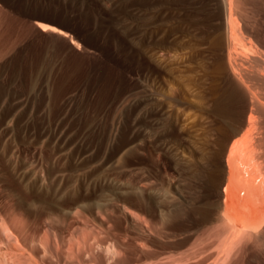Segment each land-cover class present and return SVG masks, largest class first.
Here are the masks:
<instances>
[{
  "label": "rangeland",
  "instance_id": "374dc122",
  "mask_svg": "<svg viewBox=\"0 0 264 264\" xmlns=\"http://www.w3.org/2000/svg\"><path fill=\"white\" fill-rule=\"evenodd\" d=\"M247 204L261 232L264 0H0V264H264Z\"/></svg>",
  "mask_w": 264,
  "mask_h": 264
},
{
  "label": "bare ground",
  "instance_id": "6f19581e",
  "mask_svg": "<svg viewBox=\"0 0 264 264\" xmlns=\"http://www.w3.org/2000/svg\"><path fill=\"white\" fill-rule=\"evenodd\" d=\"M227 4H229V6H228V8H229V12H230V3H227ZM230 15V14H229ZM232 17H230L229 16V18L228 19H231ZM231 21V23H232V19L230 20ZM230 21H229V24H230ZM38 25H39V27H41L43 30H47V29H52V30H55V31H59L57 28H55V27H52V26H49V25H47V24H44V23H38ZM43 26V27H42ZM183 28V27H182ZM60 33H62V34H65L66 35V33L64 32V31H62V30H60L59 31ZM182 34H185V33H182ZM186 35V34H185ZM232 35V34H231ZM184 43V42H183ZM186 43V42H185ZM187 44V43H186ZM181 45H182V43H181ZM162 58V57H161ZM218 68H220V69H222L220 66L219 67H217V69ZM224 70V69H223ZM224 75V74H223ZM236 88V87H235ZM236 90V89H235ZM225 91V92H222V94H220L221 96L216 100V102H217V104L215 105L216 107H215V109L214 110H216V111H219V112H222V111H228V110H230V111H233V109L232 108H230V106H229V101H231L230 100V97H232V96H234L233 94L236 92V91ZM210 91V90H209ZM236 96H237V93H236ZM232 99H236V97L235 98H233L232 97ZM251 116L252 115H250L249 116V121H251L252 119H251ZM206 117V116H205ZM253 122V121H252ZM250 124H252V123H250ZM254 124V123H253ZM255 127V126H254ZM195 128V127H194ZM251 128V127H250ZM244 135V134H243ZM199 145V144H198ZM195 146V145H194ZM236 146V144H235V141H233L231 144H230V147H229V152H228V155H227V157H226V160H225V163H226V166H227V169L229 170V173H230V176H229V179H228V181H227V183H226V185H225V188L222 190L223 191V193H222V196H223V200L226 202L225 204H227V210H228V208L230 207V202H231V200L234 202V199H236L237 197H238V192H237V185L235 184V182H234V178L232 179V176L234 175V169L232 170V159H231V155H232V150H233V148ZM237 146H238V144H237ZM236 146V147H237ZM182 147V146H181ZM186 148L189 150V151H187L185 148H181L182 149V151L181 152H178L179 154V156L177 157V160H178V163L182 166V167H184L185 169H186V171L188 170L189 171V173L191 174H195L194 172L196 171V161H200L202 158L204 159L205 157H203V153L201 152V151H198V153H197V151H195L194 149H192V148H190V146L188 147V146H186ZM197 149H199V148H197ZM196 149V150H197ZM235 149H237V148H234V150ZM200 150H202V149H200ZM235 152V151H234ZM234 154H236V153H234ZM233 154V155H234ZM241 155V154H240ZM236 156H237V154H236ZM239 157V156H238ZM241 158V157H240ZM235 159V158H234ZM238 158H236V160H237ZM206 162V161H205ZM243 162V161H242ZM237 163V162H236ZM251 163V162H250ZM242 165H243V163H242ZM235 167H236V165H234ZM257 166V165H256ZM181 167V168H182ZM242 168V167H241ZM191 174V175H192ZM228 177V176H227ZM237 182V181H236ZM239 184V183H238ZM253 184V183H252ZM250 187V186H249ZM249 189V188H248ZM240 190V189H239ZM253 190V189H252ZM241 192H243V190L241 191ZM246 193V192H245ZM257 193H258V191H257ZM254 194V193H253ZM241 195V194H240ZM252 195V194H251ZM254 197H259V196H255L254 195ZM167 198H169V197H167ZM241 198V197H240ZM244 199V198H243ZM257 199V198H256ZM240 200H242V199H240ZM252 200V199H251ZM248 201V200H247ZM238 202V201H237ZM244 202V201H243ZM258 203H259V201H257ZM241 203H242V201H241ZM238 204V203H237ZM240 205V204H239ZM259 205H261V204H259ZM264 205V204H263ZM234 206V205H233ZM238 206V205H237ZM241 206V205H240ZM246 207H247V210H243L242 211V216L240 217L241 218V221H242V219H243V223H244V226H247L248 228H250L251 230H252V232L253 231H255L254 229H257V227L258 226H260V224H261V222H262V218L261 219H259V217L257 216V214H255V211H254V209L255 208H253V206L251 205V204H247V205H245ZM263 207V206H262ZM242 208H243V206H242ZM256 208H261V207H259V206H257ZM130 209H128V211H129ZM226 210V211H227ZM225 211V210H224ZM238 211V210H237ZM257 211V210H256ZM130 212H132V211H130ZM235 212V211H234ZM225 213V212H224ZM239 213V212H238ZM263 213V212H262ZM261 213V214H262ZM104 214V213H103ZM227 214V213H226ZM137 215V214H136ZM232 215V214H231ZM231 215H229V216H231ZM135 216V215H134ZM228 216V215H227ZM81 217V216H80ZM264 217V216H263ZM232 218V217H231ZM234 218H236V217H234ZM140 219H141V217H140ZM229 219V218H228ZM228 219H227V217H226V220L228 221ZM238 219V218H237ZM224 220V219H223ZM234 220H236V219H234ZM240 220V219H239ZM85 221V220H84ZM226 221V222H227ZM231 222V221H230ZM101 223H102V221H101ZM228 223H229V221H228ZM222 224V223H221ZM230 225V224H229ZM234 225H236V224H234ZM234 225H230L231 227L232 226H234ZM222 226H223V224H222ZM239 226V225H238ZM145 227V226H144ZM264 227V226H263ZM263 227H261L260 228V230H261V232H262V230H263ZM230 229V227L229 226H227V229ZM243 228V227H242ZM246 229V227H245V229L246 230H250V229ZM239 229H241L240 227H239ZM244 229V228H243ZM244 229V230H245ZM105 230V229H104ZM235 230V229H234ZM244 230H242V231H244ZM251 230H250V232H251ZM109 231V230H108ZM236 231V230H235ZM256 231H258V233H261V232H259V229L258 230H256ZM256 231H255V233H256ZM239 232H240V230H239ZM228 233V232H227ZM240 233H242V232H240ZM244 233H245V231H244ZM255 233H254V235H255ZM251 235H252V233H250ZM249 234V232H248V235H250ZM110 235V234H109ZM261 235V234H260ZM264 235V234H263ZM236 236V235H235ZM240 236H242V235H240ZM244 236H247V235H244ZM256 236V235H255ZM250 237V236H249ZM234 238V237H233ZM240 238V237H239ZM226 239V238H225ZM241 239V238H240ZM49 239H47L46 240V243H47V247H49L48 245H50V247L52 246H54L53 244H51L50 243V241H48ZM232 240V239H231ZM251 240V239H250ZM45 241V240H44ZM48 241V242H47ZM226 241L227 240H225V243H226ZM229 241H230V239H229ZM43 242V241H42ZM41 241H40V243H42ZM125 243H126V241H125ZM141 243V242H140ZM43 244H45V243H43ZM129 245V244H128ZM128 245H126L125 247H128ZM225 245V244H224ZM227 245V244H226ZM225 245V246H226ZM42 246H45V245H42ZM60 246V245H59ZM58 246V247H59ZM114 246V245H113ZM129 246H131V245H129ZM142 246H145L144 244H142ZM229 246V245H228ZM57 247V246H56ZM90 247V246H89ZM92 248V247H91ZM134 248V247H133ZM60 249V248H59ZM88 249V248H87ZM127 249V248H126ZM103 250V249H102ZM121 250H122V248H121ZM120 250V251H121ZM128 250V249H127ZM56 251V250H55ZM106 251L108 252V253H112L114 256L115 255H118V254H120V251H119V249L117 250L116 249V247H114V248H111L110 246L107 248L106 247ZM232 251V250H231ZM91 252H93V251H91ZM123 251H121V253H122ZM138 252V251H137ZM14 253V252H13ZM84 253V252H83ZM140 253H142V252H140ZM30 254V257H31V259L34 261V263L33 264H39L40 262H38V260H37V258L35 257V255H33V254H31V253H29ZM87 254H88V252H87ZM90 254V253H89ZM174 255V254H173ZM92 256V255H91ZM88 257H90V256H88ZM87 257V258H88ZM125 257V256H124ZM138 257H141V256H138ZM137 257V258H138ZM173 257H175V256H173ZM94 258V257H93ZM18 259H19V257H18ZM82 259V258H81ZM81 259H79V260H81ZM170 259V258H169ZM176 259V258H175ZM174 259V260H175ZM20 260V259H19ZM142 260V259H141ZM141 260H138V261H141ZM165 260V259H164ZM171 260V259H170ZM32 261V262H33ZM110 261V260H109ZM16 262H18L17 264H19V261H16ZM30 262H31V260H30ZM29 262V263H30ZM83 262V261H82ZM137 262V261H136ZM142 262V261H141ZM141 262H139L140 264H142ZM146 262V260L144 259V263ZM98 262H96V264H97ZM138 263V262H137ZM171 263V262H170ZM80 264H81V262H80ZM87 264H95V261H94V259L92 260H90L89 261V263L87 262ZM101 264H103V263H101ZM121 264V263H120ZM146 264V263H145ZM164 264V263H163Z\"/></svg>",
  "mask_w": 264,
  "mask_h": 264
},
{
  "label": "snow or ice",
  "instance_id": "6c2138e0",
  "mask_svg": "<svg viewBox=\"0 0 264 264\" xmlns=\"http://www.w3.org/2000/svg\"><path fill=\"white\" fill-rule=\"evenodd\" d=\"M43 27V26H42Z\"/></svg>",
  "mask_w": 264,
  "mask_h": 264
}]
</instances>
